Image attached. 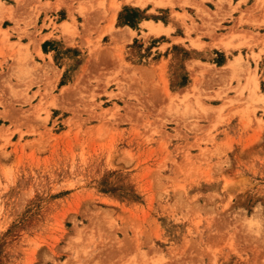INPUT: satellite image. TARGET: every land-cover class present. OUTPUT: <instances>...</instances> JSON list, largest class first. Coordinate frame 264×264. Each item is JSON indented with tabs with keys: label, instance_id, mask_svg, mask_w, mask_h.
Listing matches in <instances>:
<instances>
[{
	"label": "rangeland",
	"instance_id": "374dc122",
	"mask_svg": "<svg viewBox=\"0 0 264 264\" xmlns=\"http://www.w3.org/2000/svg\"><path fill=\"white\" fill-rule=\"evenodd\" d=\"M73 1L0 0V264H264V0Z\"/></svg>",
	"mask_w": 264,
	"mask_h": 264
},
{
	"label": "crops",
	"instance_id": "0c3cea01",
	"mask_svg": "<svg viewBox=\"0 0 264 264\" xmlns=\"http://www.w3.org/2000/svg\"><path fill=\"white\" fill-rule=\"evenodd\" d=\"M42 1V3H44V2H49V3H51V4H53L54 6L55 5H57L58 3H61L62 4V8L61 9H63V8H66V7H70L71 8V10H74L75 11V13H73V16L78 20V18L80 17V15H77L76 14V10L78 9V3H75L74 1L72 2V0H41ZM120 1V0H119ZM106 4H107V7H108V10H110V11H108V12H106L107 13V15H106V17H104V15H103V12H99V13H97L96 14V16H95V18H97L98 19V21H101L102 20V18L104 17V18H106L107 19V21L109 22L110 21V19L111 18H114V23H116L117 22V16H118V12H119V10H117V11H114L112 8H111V6H112V4H114L113 3V0H106ZM122 5H125V3H122ZM122 5H121V7L120 8H122ZM69 12V11H68ZM173 12H176V10L174 9V11H172V13H171V19H172V24H171V26L173 27V28H175V26L177 25V20H176V18L173 16ZM17 16V15H16ZM22 16H24V15H22ZM22 16H20V18H22ZM71 17V15H69V13H67V17H68V19ZM50 19L53 17V18H55V16L54 15H49L48 16ZM46 18H47V15L45 14V13H43V14H41L40 16H39V18H38V24H37V26L39 27V30H38V32H42V35H41V37H45V36H47V35H49V34H51V33H54V30H52L51 28H47V27H49V25H50V22H48V21H46ZM5 21H7V20H5ZM67 22H69V20H67ZM47 25V27L46 26H43V25ZM45 27V28H44ZM164 27H166L165 25H164ZM126 31V35H125V37L126 38H129V37H131V34L130 33H132V31H130V30H125ZM56 37H61L59 34H57V33H54V38H56ZM37 38L39 39L40 37H38L37 36ZM47 40V39H46ZM45 39H43L40 43H39V45H38V48H37V50L40 52V53H42V55L43 56H47L45 53H44V51H43V48H42V44L46 41ZM77 41V40H76ZM32 48L33 47H31V50H32ZM148 74L149 75H151V74H156V72H154V71H149L148 72Z\"/></svg>",
	"mask_w": 264,
	"mask_h": 264
},
{
	"label": "bare ground",
	"instance_id": "6f19581e",
	"mask_svg": "<svg viewBox=\"0 0 264 264\" xmlns=\"http://www.w3.org/2000/svg\"><path fill=\"white\" fill-rule=\"evenodd\" d=\"M123 31H124V30H123ZM200 66H201V65H200ZM200 66H199V67H200ZM227 66H228V65H227ZM199 69H200V68H199Z\"/></svg>",
	"mask_w": 264,
	"mask_h": 264
}]
</instances>
